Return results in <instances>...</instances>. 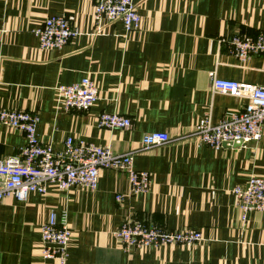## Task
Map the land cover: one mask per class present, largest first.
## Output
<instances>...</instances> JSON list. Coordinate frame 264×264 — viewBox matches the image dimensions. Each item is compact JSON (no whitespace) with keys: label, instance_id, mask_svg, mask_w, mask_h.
Masks as SVG:
<instances>
[{"label":"crops","instance_id":"crops-1","mask_svg":"<svg viewBox=\"0 0 264 264\" xmlns=\"http://www.w3.org/2000/svg\"><path fill=\"white\" fill-rule=\"evenodd\" d=\"M139 28L92 19V0H0V106L38 114V139L60 150L67 137L139 147L142 136L176 140L138 152L133 165L150 175L145 193L127 194V175L103 169L93 190L47 186L24 202L0 201V264H56L41 257L40 225L51 212L72 231L66 264H264V212L245 221L232 192L252 175L264 179V127L259 140L214 150L190 136L200 118L212 122L246 100L210 91L209 74L264 86V55L239 60L233 36L264 31V0H132ZM72 16L77 30L61 48L39 50L34 30L52 15ZM88 77L98 100L86 111L64 110L55 87ZM131 121L127 129L98 126L101 113ZM21 132L0 125V157L16 156ZM116 194H123L121 201ZM132 217L168 230L194 229L203 240L125 251L113 236Z\"/></svg>","mask_w":264,"mask_h":264},{"label":"built area","instance_id":"built-area-1","mask_svg":"<svg viewBox=\"0 0 264 264\" xmlns=\"http://www.w3.org/2000/svg\"><path fill=\"white\" fill-rule=\"evenodd\" d=\"M72 19V16L64 14L47 17L42 27L34 30L38 49H56L67 44L77 34L71 25ZM92 19L97 28L102 22L120 21L125 32L138 29L140 24V15L132 0H92ZM228 43L240 60L264 54V31L254 38L233 36ZM209 79L212 93L244 98L246 103L217 122H212L209 113H206L194 126L190 136L198 144L214 150L243 147L259 140L264 127V86L219 78L214 73L209 74ZM55 91L57 104L66 111H86L98 100V90L88 77L73 84L58 85ZM38 120L37 113L0 106V125L21 132L25 138V144L16 156L0 157V201L12 197L24 202L31 193L44 194L49 185L58 190L74 186L93 190L103 169L126 173V196L145 193L150 188V175L134 168L135 154L176 140L165 132L154 131L142 136L138 148L114 152L108 146L67 137L62 148L54 150L50 144L38 139ZM97 123L99 127L111 130L131 126L130 119L118 113L103 112L99 114ZM232 192L241 212V220L245 221L252 211L264 212L263 178L252 175L244 185L235 186ZM123 198V194L115 195L116 201ZM39 232L41 257L56 264H66L72 231L65 219L58 221L51 212L40 225ZM112 234L125 251L166 245L188 246L203 240L199 230H168L132 217L124 219Z\"/></svg>","mask_w":264,"mask_h":264},{"label":"rangeland","instance_id":"rangeland-1","mask_svg":"<svg viewBox=\"0 0 264 264\" xmlns=\"http://www.w3.org/2000/svg\"><path fill=\"white\" fill-rule=\"evenodd\" d=\"M231 50H232V48H231ZM232 53H233V51H232ZM234 54V53H233ZM260 55H264V54H260ZM254 56H258V55H254ZM251 57H253V56H251ZM248 58H250V57H248ZM248 58H246V59H248ZM238 59V58H237ZM246 59H244V60H246ZM240 60V59H239Z\"/></svg>","mask_w":264,"mask_h":264}]
</instances>
